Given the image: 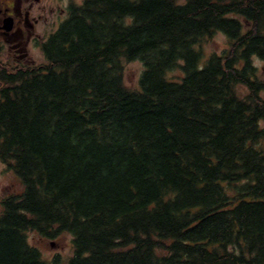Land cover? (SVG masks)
I'll return each instance as SVG.
<instances>
[{"label": "trees", "instance_id": "trees-1", "mask_svg": "<svg viewBox=\"0 0 264 264\" xmlns=\"http://www.w3.org/2000/svg\"><path fill=\"white\" fill-rule=\"evenodd\" d=\"M43 52L0 72V264H49L30 231L67 264H264V0H83Z\"/></svg>", "mask_w": 264, "mask_h": 264}, {"label": "rangeland", "instance_id": "rangeland-1", "mask_svg": "<svg viewBox=\"0 0 264 264\" xmlns=\"http://www.w3.org/2000/svg\"><path fill=\"white\" fill-rule=\"evenodd\" d=\"M82 1L83 0H41L38 3V1L34 0L35 4L38 5V9L46 10L45 16L47 17V21L44 27V34L46 33L49 36V34L53 33L60 23L68 17L69 6L71 4H80ZM61 10H64L63 14ZM228 46L229 42L226 35L222 32H216L202 41L201 48L204 56L207 58L212 53H220ZM39 55H41V62H45L41 50ZM254 62L259 69L260 77L264 80V62L257 57H254ZM124 66L125 83L131 88H139L140 78L144 69L143 64L135 60L124 62ZM170 75L174 77V79H179L183 73L180 69H175ZM262 96L264 97V91L262 92ZM23 189L24 186L17 175L0 160V214L4 211L2 201L7 198L8 195H12V193L21 194ZM28 240L31 245L40 250L43 259L49 262V264H54L56 258H58L57 264H67V261L74 254L73 236L68 232H60L55 235H43L37 231H30Z\"/></svg>", "mask_w": 264, "mask_h": 264}, {"label": "flooded vegetation", "instance_id": "flooded-vegetation-1", "mask_svg": "<svg viewBox=\"0 0 264 264\" xmlns=\"http://www.w3.org/2000/svg\"><path fill=\"white\" fill-rule=\"evenodd\" d=\"M36 1L39 3L41 0ZM45 12L38 9L34 0H0V72L7 71L8 75L13 74L14 68L45 64L39 55L40 50L44 55L43 44L48 38L44 34L47 21ZM7 198L2 201L3 209V202Z\"/></svg>", "mask_w": 264, "mask_h": 264}]
</instances>
